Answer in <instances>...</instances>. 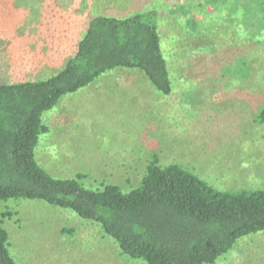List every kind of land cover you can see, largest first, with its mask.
Here are the masks:
<instances>
[{"label":"rangeland","instance_id":"374dc122","mask_svg":"<svg viewBox=\"0 0 264 264\" xmlns=\"http://www.w3.org/2000/svg\"><path fill=\"white\" fill-rule=\"evenodd\" d=\"M25 1L0 6V83L61 69L90 16L140 10L157 15L172 83L163 95L140 72L117 69L65 95L44 113L48 131L35 151L49 175H84L88 186L127 192L157 155L218 190L264 189V125L256 120L264 106V0ZM235 56L245 60L244 80ZM0 211L11 212L4 227L17 264H145L122 256L100 226L71 210L21 199L0 202ZM216 264H264V232L241 239Z\"/></svg>","mask_w":264,"mask_h":264},{"label":"trees","instance_id":"16d2710c","mask_svg":"<svg viewBox=\"0 0 264 264\" xmlns=\"http://www.w3.org/2000/svg\"><path fill=\"white\" fill-rule=\"evenodd\" d=\"M0 6H8L6 0ZM140 11L90 16L61 69L44 79L0 83V202L43 201L71 210L100 226L122 256L145 264H216L241 239L264 232V189L218 190L183 166L162 165L152 155L139 185L125 192L110 183L88 186L84 175L52 177L36 159L40 136L48 131L44 113L113 70L138 71L156 91L171 94L157 15ZM263 26L264 18L260 32ZM235 57L244 80L245 60ZM256 120L264 125V106ZM9 216L0 211V264H17L4 227Z\"/></svg>","mask_w":264,"mask_h":264}]
</instances>
